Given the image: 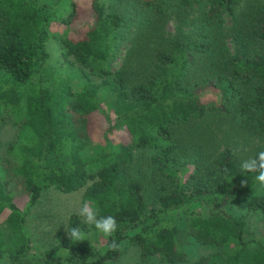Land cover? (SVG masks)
Listing matches in <instances>:
<instances>
[{"label":"trees","instance_id":"1","mask_svg":"<svg viewBox=\"0 0 264 264\" xmlns=\"http://www.w3.org/2000/svg\"><path fill=\"white\" fill-rule=\"evenodd\" d=\"M142 1L124 62L111 71L106 63L124 17L109 11L107 0H86V21L82 0H0V105L20 116L0 160V214L7 212L10 228L8 235L0 230V259L114 264L129 243L141 248V264H158L156 255L187 262L179 221L188 217L195 238L218 248L190 264H264V235L249 236L245 218L226 209L252 193L247 204L264 217L256 173L240 168L243 152L264 151V0H208L194 17L191 7L207 5L203 0ZM170 2L178 23L173 34L166 30ZM66 3L71 8L59 15ZM224 13L232 16L230 27ZM57 22L67 26L61 55L81 71V88L50 63L47 43ZM104 85L113 98L108 107ZM92 145L94 153L85 157ZM147 147L159 151L142 164L136 150ZM188 156L195 168L186 180L176 166ZM8 166L23 182V200L9 189ZM143 168L161 178L152 206ZM51 187L66 193L86 187L99 215L116 218V232L99 247L61 237L42 257H31L27 216ZM76 226L90 231L74 213L68 227ZM113 240L117 250L110 248Z\"/></svg>","mask_w":264,"mask_h":264},{"label":"rangeland","instance_id":"2","mask_svg":"<svg viewBox=\"0 0 264 264\" xmlns=\"http://www.w3.org/2000/svg\"><path fill=\"white\" fill-rule=\"evenodd\" d=\"M56 1V0H54ZM207 5L203 6V3H194L191 7V13L189 17H194L199 14L201 8H207L208 0H203ZM84 3V4H82ZM82 3L79 6L81 12V21H86V17L89 16L88 7L86 6V0H82ZM143 1L142 0H107V8L109 11H115L120 13L124 17V27L120 31L119 43L113 51V55L109 58L106 63V67L111 71H116L119 69L126 57L128 48L130 46V37L135 33L137 29L138 15L141 11ZM170 2L168 5V16L166 30L169 33H175L178 29V23L175 17L176 9ZM84 5V6H83ZM240 7V6H239ZM238 7V9H239ZM71 5L66 3L63 8H59L58 14L62 15L67 13ZM143 9V8H142ZM226 19L225 25L230 27L232 24V16L228 13H224ZM65 24L57 22L54 24L50 39L47 43L48 51L51 54L50 63L54 66H58L61 71L64 73V76L71 75V83L74 88H81L84 85L85 80L81 74V71L77 66L70 64L69 60L64 61V58L61 55L62 52V43L59 39L61 35H64V30L66 29ZM189 27H184L183 30L185 33L189 31ZM230 28H227L229 31ZM230 32V31H229ZM231 33V32H230ZM229 46L231 50L236 49V45L231 36L228 38ZM100 80V79H96ZM109 85H104L102 87L101 95H103V106L108 107L111 104L113 98L109 90ZM100 95V96H101ZM0 160L8 156L7 145L8 143L15 139L19 131V114L13 110L11 107L5 110L4 106L0 105ZM96 120V119H95ZM18 121V122H17ZM100 124V123H99ZM101 125V124H100ZM93 135L96 136L99 131V125H93ZM256 142L261 140L259 137H256ZM95 146L92 145L86 148L83 151L85 157H90L94 151ZM159 150L156 148H139L136 150V158L142 164L144 162H149L150 158L156 154ZM242 155L244 159L255 156L252 153L243 152ZM188 156L185 158V161L188 163L180 164L176 167L181 173H183L186 180L193 174L195 164L194 158ZM145 173V193L147 195V202L150 206L154 205L155 200V191L158 189L161 182V178L153 176L152 172L148 168L142 169ZM8 173L6 178L9 180V189L16 196L17 199L23 200L25 195V189L23 187V182L21 178L16 177L10 171L8 166ZM166 182V181H165ZM169 190L173 188V183L169 182L167 184ZM86 187L80 188L73 192H62L56 188H49L43 191L42 195L39 197L38 202L30 210L27 220L26 227L31 237L32 250L31 257L39 258L42 257L44 252L50 249L55 245L59 238L67 237V227L68 221L72 214L78 212L80 204L88 200L85 195ZM255 194L264 195V187H261L259 184L256 185ZM252 196L250 194H240L230 203L227 204L226 209L235 214L241 215L245 218L247 222V232L249 236H260L264 235V217L258 210L250 209L247 200ZM151 208V207H150ZM7 212L0 214V230L8 235L10 233V228L6 222ZM82 219V218H81ZM83 220V219H82ZM182 229V242L184 243L185 249L187 251V262L182 263H170L165 261L161 255H156L153 257V260L158 264H190L195 262L200 257L208 255L218 250L217 247L205 244L198 241L193 235L191 226L189 225L188 217H182L179 221ZM90 231L86 234V241L89 244H93L97 247L101 246L102 243L106 240V237L97 231L94 226L89 225ZM141 248L136 244L123 243L122 251L118 259L115 260L114 264H141ZM0 264H12L9 258L5 257L0 259Z\"/></svg>","mask_w":264,"mask_h":264},{"label":"clouds","instance_id":"3","mask_svg":"<svg viewBox=\"0 0 264 264\" xmlns=\"http://www.w3.org/2000/svg\"><path fill=\"white\" fill-rule=\"evenodd\" d=\"M240 168L243 172L256 173L254 179L257 184L264 187V151L258 152L255 156L242 160ZM242 185L247 184V180L241 181ZM77 214L83 219L86 225L94 226L97 231L105 237H111L117 230V220L112 215H99V208L90 201L80 204ZM67 234L72 241H83L86 234L78 227H67ZM119 245L115 240L110 244L112 250H117Z\"/></svg>","mask_w":264,"mask_h":264}]
</instances>
